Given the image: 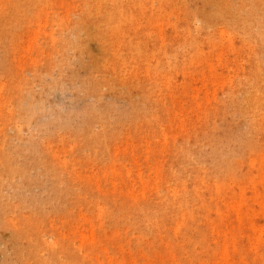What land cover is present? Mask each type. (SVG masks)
<instances>
[{"label": "rangeland", "instance_id": "374dc122", "mask_svg": "<svg viewBox=\"0 0 264 264\" xmlns=\"http://www.w3.org/2000/svg\"><path fill=\"white\" fill-rule=\"evenodd\" d=\"M263 19L264 0H0V264H264V119L240 102ZM165 191L192 201L149 219Z\"/></svg>", "mask_w": 264, "mask_h": 264}, {"label": "bare ground", "instance_id": "6f19581e", "mask_svg": "<svg viewBox=\"0 0 264 264\" xmlns=\"http://www.w3.org/2000/svg\"><path fill=\"white\" fill-rule=\"evenodd\" d=\"M251 21H253V20H251ZM259 22H260L261 26L264 27V19L259 20ZM255 40L260 41L264 45V42H263L264 41V32H260L258 34V37L255 38ZM153 46H154V50H156V44L152 43L151 48ZM246 79H250V75L243 76L242 81H244ZM246 86H249V88L251 89L249 91L250 94L243 96L241 98L240 102H242V105L243 104L245 105V109L250 110L252 113H255L258 110L260 118L264 119V117H263V114H264V96L258 93L260 88L264 89V85H261L260 83L253 82L252 80H250V82L248 84H246ZM235 102H236L237 106L241 109L242 105L240 104V102L238 100H235ZM260 118L259 117L255 118L253 121V124L254 125L258 124L260 122ZM228 158H229V156H228ZM236 163H237L236 161H233L232 163L227 164V160H223V163L219 164L218 167L209 166L208 170L211 172L214 171V172L219 173L221 171V168L226 167L228 169V171L230 172V174H234L235 173L234 169L236 168ZM182 175L184 178L187 177V173L185 171L182 172ZM176 194L172 195V194L168 193L167 191H165V195L163 196L164 198H159L155 202V207L159 208L158 214L153 212V213L147 215V217L149 219L156 218L159 221L165 220L166 218H168L170 216V214L172 213V210L174 209V207L173 206L166 207L165 206L166 200H173L175 202H176V200L179 202L185 201V202H187L186 204L191 203L192 200L186 192L181 193L179 199L174 198V196ZM185 210H186V207H182L179 211H181V213H183ZM166 211H168V212H166ZM256 239H258V238H256ZM185 240L187 242H189L191 240V238L186 237Z\"/></svg>", "mask_w": 264, "mask_h": 264}]
</instances>
